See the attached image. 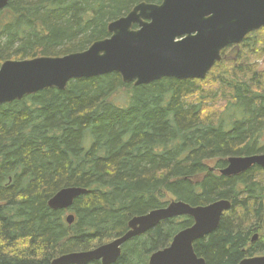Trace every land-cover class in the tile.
Wrapping results in <instances>:
<instances>
[{
	"label": "trees",
	"instance_id": "1",
	"mask_svg": "<svg viewBox=\"0 0 264 264\" xmlns=\"http://www.w3.org/2000/svg\"><path fill=\"white\" fill-rule=\"evenodd\" d=\"M161 2L9 0L0 11V67L84 52L109 38V24L135 6ZM259 34L246 39L237 59ZM235 49H225L223 58ZM224 66L223 60L202 81L163 79L141 87L115 73L79 79L63 91L46 89L0 106V264H52L95 250L126 234L133 218L171 200L191 207L231 203L218 229L194 244L206 264L264 255V169L234 177L219 172L230 158L264 154V76L229 66L213 77ZM209 77L214 88L203 94ZM219 87L225 106L215 116L206 107ZM121 90L126 107L113 101ZM65 188L87 193L68 211L51 210L49 201ZM192 225L189 217L161 223L129 241L115 264H149Z\"/></svg>",
	"mask_w": 264,
	"mask_h": 264
},
{
	"label": "water",
	"instance_id": "2",
	"mask_svg": "<svg viewBox=\"0 0 264 264\" xmlns=\"http://www.w3.org/2000/svg\"><path fill=\"white\" fill-rule=\"evenodd\" d=\"M9 0H0V11ZM134 27L136 29H134ZM264 28V0H162L141 3L108 26L110 37L86 51L64 57L6 61L0 67V106L22 101L46 89L63 91L71 81L118 74L124 84L148 86L163 79L205 80L222 52L241 45L246 36ZM254 167L264 169V154L228 159L224 177L239 176ZM87 191L65 188L48 203L53 211H68ZM232 209L229 201L191 207L173 201L166 207L133 218L122 237L89 251L64 255L52 264H115L123 247L161 223L189 217L193 225L179 232L170 245L153 253L149 264H206L194 244L215 232ZM74 223L73 215L66 218ZM255 236L252 242H255ZM240 264H264V256Z\"/></svg>",
	"mask_w": 264,
	"mask_h": 264
},
{
	"label": "rangeland",
	"instance_id": "3",
	"mask_svg": "<svg viewBox=\"0 0 264 264\" xmlns=\"http://www.w3.org/2000/svg\"><path fill=\"white\" fill-rule=\"evenodd\" d=\"M254 38L255 37H251L249 42L254 41ZM257 40L254 44V47H251L249 49H246L245 47H243L244 49L240 53L241 54L240 60L236 58V55H237V52L240 51L241 49L227 53L225 57L223 58L224 63H225L223 70L222 69L215 70L213 73V77H218V76L222 77V73L229 66L234 67L235 70H238L239 68H241L248 72L255 71L257 74L264 76V30L260 31V34L257 36ZM241 57H243L242 58L243 61ZM201 88L205 92L203 94H207L208 92L213 90L212 88H214V86L212 84L211 77H209L206 81H204ZM216 89H218V87ZM220 90L223 91V89L219 87V90H218L219 92L217 93L216 96L213 97L212 100L209 101L206 107L207 110H209V113L214 114L215 116L216 115L219 116L222 110H224L223 108L225 106V100L223 98L222 93H220ZM113 101L118 106L126 107L128 103V95L125 94V92L121 90L113 96ZM208 165L214 168L216 166V161L209 162ZM170 198H171L170 196H167L168 201L170 200Z\"/></svg>",
	"mask_w": 264,
	"mask_h": 264
},
{
	"label": "flooded vegetation",
	"instance_id": "4",
	"mask_svg": "<svg viewBox=\"0 0 264 264\" xmlns=\"http://www.w3.org/2000/svg\"><path fill=\"white\" fill-rule=\"evenodd\" d=\"M263 29H264V28H263ZM261 30H262V29H260V30L257 31V32H253V33L249 34L248 36H246L244 42H245L246 39L249 38V37H250V38H249V40H250L251 37H252L255 33H259ZM249 40H248V41H249ZM244 42H243V43H244ZM243 43H242L240 46H243ZM240 46H239L238 48H237L236 46H229L228 48L232 47V48H236L235 50H238V49L241 48ZM235 50H229L228 53L231 52V51L233 52V51H235ZM238 53H239V51L237 52V55H238ZM224 57H225V56H224ZM190 81H193V80H190Z\"/></svg>",
	"mask_w": 264,
	"mask_h": 264
},
{
	"label": "bare ground",
	"instance_id": "5",
	"mask_svg": "<svg viewBox=\"0 0 264 264\" xmlns=\"http://www.w3.org/2000/svg\"><path fill=\"white\" fill-rule=\"evenodd\" d=\"M126 17V16H125ZM123 18V17H122ZM121 19V18H120Z\"/></svg>",
	"mask_w": 264,
	"mask_h": 264
}]
</instances>
